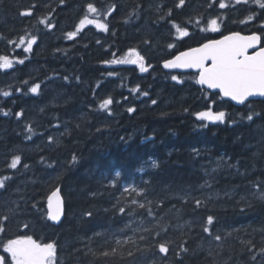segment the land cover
Masks as SVG:
<instances>
[{"label":"trees","instance_id":"16d2710c","mask_svg":"<svg viewBox=\"0 0 264 264\" xmlns=\"http://www.w3.org/2000/svg\"><path fill=\"white\" fill-rule=\"evenodd\" d=\"M220 2L0 0V56L13 62L0 68V177H11L0 188V254L27 235L55 243L57 264H264V99L237 106L195 73L162 66L231 31L259 32L264 43V8ZM86 14L107 30L77 31ZM131 48L147 71L111 63ZM208 108L225 120H199ZM58 186L66 210L55 223L47 198Z\"/></svg>","mask_w":264,"mask_h":264},{"label":"snow or ice","instance_id":"6c2138e0","mask_svg":"<svg viewBox=\"0 0 264 264\" xmlns=\"http://www.w3.org/2000/svg\"><path fill=\"white\" fill-rule=\"evenodd\" d=\"M63 2V0H61ZM256 3L264 8V0H255ZM184 0H180V5H183ZM240 3V0H237ZM220 8H225L227 5L221 0L219 4ZM89 13H96L98 10L93 4L87 5ZM31 11L26 10L21 15H30ZM252 19L251 16L248 17ZM86 24H94L97 28L107 30V25L98 19H89L86 14L79 22L77 31L83 28ZM212 31L218 30V18H213L208 22ZM51 27V25H49ZM177 31L180 36H187L186 29H180L177 27ZM76 32L67 33L68 38L76 36ZM36 37L33 36L27 40V47L24 51L30 52L32 45L36 42ZM261 37L256 33L249 36H242L238 32L231 33L223 36L219 40H209L207 43L202 44L197 48L189 49L186 52L180 53L175 59L167 60L164 62L165 68H195L199 70L198 83L201 85H207L209 89H219L225 97H230L233 101L239 104H244L249 97L262 96L264 97V47H261L258 51L252 54L248 53V49L253 48L260 42ZM20 43H25V38H20ZM19 46V45H17ZM172 47V45H169ZM12 60L8 56H0V68L8 69L12 67ZM23 63V60L19 61ZM111 63H131L138 64L140 71H147L144 65V57L137 52L135 48L129 49L127 58L124 60H113ZM173 80H177L176 76L172 77ZM40 88L39 84L33 85L30 89L31 92L36 93ZM137 89H132L136 91ZM4 96H9L8 92L3 93ZM147 95V93H144ZM113 103L111 98H106L102 101L100 107L108 108ZM156 103L155 100L152 101ZM129 112L134 111L133 108L128 109ZM7 115V113H5ZM21 113H17V116ZM196 117L199 120L206 121H220L223 122L226 117L224 111H212L211 108L207 110L197 112ZM248 120H252V115L246 117ZM51 139V137H49ZM75 160V157H73ZM21 157L14 156L9 165L10 168L15 169L20 163ZM155 161L152 162V167H156ZM24 167H28L24 165ZM118 175V174H117ZM11 177H0V188L5 187L6 180ZM127 191V189H125ZM55 204L53 203V198ZM261 198H264V193H261ZM135 203V201L133 202ZM199 205V201L196 202ZM144 207V205H140ZM62 212V201L59 198V190L54 191L51 196L48 197V216L52 220H59ZM120 212H124L123 208H120ZM151 214V213H149ZM91 215V213H88ZM7 219V217H4ZM213 217L207 218V223L211 225ZM27 227V225H25ZM206 232L209 229H204ZM0 231L3 228L0 227ZM159 235V233H157ZM220 239V237H216ZM120 241H117L119 244ZM5 251L10 254V264H57V251L55 243H40L32 238V236H18L15 239L8 240L3 245ZM161 252L166 253L168 251L167 242L160 243L158 245ZM108 255V253H103ZM0 264H9L6 257L0 256Z\"/></svg>","mask_w":264,"mask_h":264},{"label":"water","instance_id":"95a60500","mask_svg":"<svg viewBox=\"0 0 264 264\" xmlns=\"http://www.w3.org/2000/svg\"><path fill=\"white\" fill-rule=\"evenodd\" d=\"M236 32L240 33L242 36H249V35H252V34H253V33H243V32H239V31H236ZM231 33H234V32H231ZM231 33H228V34H225V35H229V34H231ZM254 33H256L257 35H259V36L261 37V35H260L258 32H254ZM225 35H223V36H225ZM223 36L218 37V38L213 39V40H219V39H221ZM208 41H209V40H208ZM208 41H206V42H204V43H207ZM204 43H202V44H204ZM202 44H200V45H196V46H193V47L188 48V49H185V50H181V51L177 52L173 57L168 58V59H166L165 61H167V60H173V59H175V57H177L180 53H182V52H186V51H188L189 49H192V48H197V47L201 46ZM261 47H264V45L262 46V38L260 39V42L257 43L253 48L248 49V53H249V54H252L253 52L258 51ZM165 61L162 62L163 67H164V62H165ZM164 69H166V70H172V71H178V72H188V71H193V72H197V73H198V76H199V70H198V69H195V68H165V67H164ZM199 84H200V83H199ZM200 86L208 88L207 85H201V84H200ZM208 89H209V88H208ZM210 90H212V91H219V92H220L219 89H210ZM220 94L222 95V93H220ZM222 97H223L224 99H229L232 103H234V104H236V105H242V104L237 103L236 101H233L230 97H225V96H223V95H222ZM251 99H264V97L259 96V95H257V96H252V97H249L248 100H247L246 102H248V101L251 100ZM246 102H245V103H246ZM57 189L59 190V198H60V200L62 201V212H61V215H60L59 220H53V221H55V222H60V221L62 220V218L64 217V214H65V200H64V197H63V195H62L61 187L58 186L56 189H54V191H56ZM54 191H53V192H54ZM53 192H52V193H53ZM52 193H51V194H52ZM51 194H50V196H51ZM55 199H56V198L54 197V198H53V203H54V204H55Z\"/></svg>","mask_w":264,"mask_h":264},{"label":"rangeland","instance_id":"374dc122","mask_svg":"<svg viewBox=\"0 0 264 264\" xmlns=\"http://www.w3.org/2000/svg\"><path fill=\"white\" fill-rule=\"evenodd\" d=\"M16 189V188H15ZM17 191H18V189H17ZM17 191H14V192H11L9 195L11 196V195H13V196H16V192ZM8 255H9V257H10V254L9 253H7ZM0 256H4V257H6L5 255H0ZM11 258V257H10Z\"/></svg>","mask_w":264,"mask_h":264}]
</instances>
